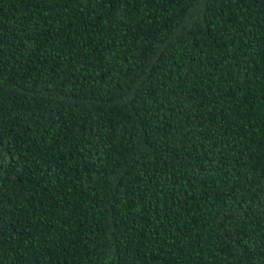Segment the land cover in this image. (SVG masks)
I'll return each instance as SVG.
<instances>
[{
    "label": "trees",
    "instance_id": "obj_1",
    "mask_svg": "<svg viewBox=\"0 0 264 264\" xmlns=\"http://www.w3.org/2000/svg\"><path fill=\"white\" fill-rule=\"evenodd\" d=\"M0 264H264V0H0Z\"/></svg>",
    "mask_w": 264,
    "mask_h": 264
}]
</instances>
